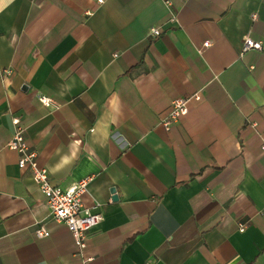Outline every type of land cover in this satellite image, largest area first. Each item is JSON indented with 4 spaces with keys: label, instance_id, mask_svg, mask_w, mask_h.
Returning a JSON list of instances; mask_svg holds the SVG:
<instances>
[{
    "label": "crops",
    "instance_id": "crops-1",
    "mask_svg": "<svg viewBox=\"0 0 264 264\" xmlns=\"http://www.w3.org/2000/svg\"><path fill=\"white\" fill-rule=\"evenodd\" d=\"M170 1L0 0V264H264V50L242 52L264 0ZM15 118L52 184L89 178L85 249L8 147Z\"/></svg>",
    "mask_w": 264,
    "mask_h": 264
},
{
    "label": "built area",
    "instance_id": "built-area-1",
    "mask_svg": "<svg viewBox=\"0 0 264 264\" xmlns=\"http://www.w3.org/2000/svg\"><path fill=\"white\" fill-rule=\"evenodd\" d=\"M103 0H100L102 2ZM168 5L171 4L170 0H164ZM256 15H254L255 17ZM161 26L150 27L148 37L153 38L161 34ZM211 41L207 40L203 43V47H208ZM256 49L264 50L263 43L246 36L243 45L242 52ZM202 52V48H199ZM202 99L201 91H196L186 96H179L172 100V108L170 112L162 117L161 123L166 129H169L171 125L178 122L181 117L188 113L189 104L194 101H200ZM40 100L44 104H49L50 99L46 97H40ZM15 131L8 142V147L14 149L20 153L18 165L20 168H28L31 172L32 178L40 186L43 194L46 197L49 213L52 218L58 222H63L68 225L73 233V236L83 250L86 247L87 236L91 229L95 227L101 220V214L93 213L89 208L83 207L81 201V195L87 191L89 178H84L77 183L71 185L68 188H62L60 186L52 184L48 171L46 168L39 166L37 162V151L33 149L25 138V128L20 123L19 118L14 119ZM264 150V144L262 146ZM245 226H241L240 230L243 231ZM39 237L49 236L50 232L41 224L36 231ZM90 258L84 259V264H88ZM143 264H151L145 262Z\"/></svg>",
    "mask_w": 264,
    "mask_h": 264
},
{
    "label": "water",
    "instance_id": "water-1",
    "mask_svg": "<svg viewBox=\"0 0 264 264\" xmlns=\"http://www.w3.org/2000/svg\"><path fill=\"white\" fill-rule=\"evenodd\" d=\"M117 198H118L117 196L114 197V199H117Z\"/></svg>",
    "mask_w": 264,
    "mask_h": 264
}]
</instances>
